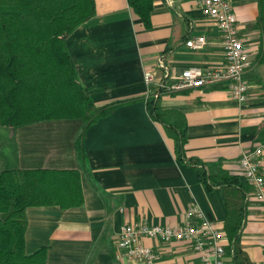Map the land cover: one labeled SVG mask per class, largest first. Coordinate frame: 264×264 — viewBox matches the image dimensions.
Returning a JSON list of instances; mask_svg holds the SVG:
<instances>
[{"label": "crops", "instance_id": "1", "mask_svg": "<svg viewBox=\"0 0 264 264\" xmlns=\"http://www.w3.org/2000/svg\"><path fill=\"white\" fill-rule=\"evenodd\" d=\"M231 1L250 53L249 99L244 104L233 100L226 84L163 93L161 106L186 117L182 162L165 127L149 114L147 100L155 97L149 96L145 75L155 72L164 80L168 73L173 82L189 68L223 67L221 33L194 0H154L148 28L128 0H95L96 16L67 38V46L80 84L98 107L128 104L88 129L86 163L77 152L82 120L0 126V172L52 171L77 177L74 190L80 205L27 209L28 255L46 248V264H143L119 258L122 228L133 223L187 226L196 222L188 217L195 207L225 233L227 191L208 190L196 167L212 177L223 172L240 176L242 155L264 142V62L256 28L260 0ZM198 36L208 38L207 48H187L186 41ZM251 191L250 186L240 246L249 264H264V206L249 196ZM143 243L159 256L156 264H201L189 243L148 238ZM227 264H233L230 256Z\"/></svg>", "mask_w": 264, "mask_h": 264}, {"label": "trees", "instance_id": "2", "mask_svg": "<svg viewBox=\"0 0 264 264\" xmlns=\"http://www.w3.org/2000/svg\"><path fill=\"white\" fill-rule=\"evenodd\" d=\"M128 4L150 27L154 0H128ZM259 6L256 28L261 31L259 58L264 62V0ZM95 16V0H0V126L19 128L53 120H82L77 152L83 164L88 129L128 104L116 102L98 107L79 82L67 38ZM147 108L151 118L165 127L175 143L177 159L184 162L188 142L186 117L163 108L160 99L149 98ZM196 168L208 190L226 189L227 254L233 264H246L240 231L247 213L244 201L250 184L242 176L223 172L212 177L201 166ZM74 177L73 173L52 171L0 172V264H46V248L32 255L26 252L27 209L80 205Z\"/></svg>", "mask_w": 264, "mask_h": 264}, {"label": "built area", "instance_id": "3", "mask_svg": "<svg viewBox=\"0 0 264 264\" xmlns=\"http://www.w3.org/2000/svg\"><path fill=\"white\" fill-rule=\"evenodd\" d=\"M194 1L221 33L226 64L221 68L186 69L173 82L168 80V73L164 80H158L157 73L148 72L145 75V82L150 88L149 96L153 95L158 99L163 93L214 88L226 84L233 100L244 104L248 101L250 94V84L246 74L251 59L239 34L238 18L232 1ZM185 45L191 50L203 51L208 46V38L206 36L192 37L186 41ZM159 67L167 70L163 60L159 61ZM154 86L156 90L153 91ZM240 170V176L244 177L252 188L249 196L264 206V142L242 155ZM188 217L196 222L179 228L147 223L124 226L117 240L119 258H127L143 264H156L159 256L143 243V240L148 238L164 242L189 243L198 254L201 264H227L228 245L225 233L216 224L205 220L202 211L196 207L189 211Z\"/></svg>", "mask_w": 264, "mask_h": 264}]
</instances>
